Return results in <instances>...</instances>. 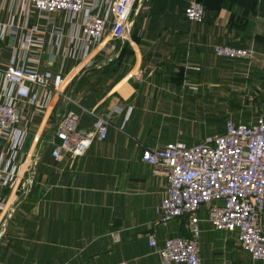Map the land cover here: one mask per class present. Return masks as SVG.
Instances as JSON below:
<instances>
[{
    "label": "crops",
    "instance_id": "crops-1",
    "mask_svg": "<svg viewBox=\"0 0 264 264\" xmlns=\"http://www.w3.org/2000/svg\"><path fill=\"white\" fill-rule=\"evenodd\" d=\"M188 1L136 0L129 31L111 40L114 49L95 47L86 64L66 60L70 100L55 98L37 113L25 106L20 159L26 164L18 176L32 161L35 181L24 194L3 189L0 264H160L157 248L167 235L188 234L187 216L155 223L166 180L141 153L222 129L225 117L213 119L214 104L226 115L264 113V0H201L202 22L185 18ZM16 6L17 0H3L0 23H15ZM23 31L12 25L0 37V60L9 59ZM215 43L252 45L255 55L227 59L212 52ZM78 104L105 110L114 124L80 156L56 159L49 142L55 124L69 110H82ZM80 124L90 129L92 116L82 113ZM200 216L203 264H264L240 248L236 233L214 229L204 210Z\"/></svg>",
    "mask_w": 264,
    "mask_h": 264
},
{
    "label": "built area",
    "instance_id": "built-area-1",
    "mask_svg": "<svg viewBox=\"0 0 264 264\" xmlns=\"http://www.w3.org/2000/svg\"><path fill=\"white\" fill-rule=\"evenodd\" d=\"M135 3L17 0L15 23L13 19L0 23L1 38L12 25L15 30L24 29L9 59L0 60V209L7 202L4 188L25 193L31 184V177L24 173L18 176L26 164L20 159L28 135L25 106L37 113L55 98L70 100L65 91L69 74L63 72L66 60L86 64L92 61L95 47L114 49L111 40L121 39L129 31ZM144 7L151 5L146 3ZM183 13L191 22H202L205 5L201 0H189ZM34 15L37 20L28 22ZM63 22L69 26L65 28ZM46 52L50 53L47 58L43 57ZM212 52L245 61L255 55L252 45L232 43H215ZM78 106L82 110H69L55 124L49 142L56 159L80 156L93 141L103 140L114 124L105 110ZM84 112L92 116L90 129L80 124ZM224 120L220 131L206 133L197 142L172 140L142 150V159L166 180L163 196L155 206V223L183 216L189 223L188 234L167 235L157 248L160 264H203L201 210L214 229L236 233L242 250L251 258L264 260V113L247 120L228 115ZM31 163L27 164L28 170ZM112 237L119 239L118 231ZM148 241L149 245L156 244L152 234ZM120 264L129 263L123 260Z\"/></svg>",
    "mask_w": 264,
    "mask_h": 264
},
{
    "label": "rangeland",
    "instance_id": "rangeland-1",
    "mask_svg": "<svg viewBox=\"0 0 264 264\" xmlns=\"http://www.w3.org/2000/svg\"><path fill=\"white\" fill-rule=\"evenodd\" d=\"M225 101V100H224ZM227 103V101L226 102H224L223 104H226ZM228 104V103H227ZM215 109V110H214ZM221 109H223V105L221 104V106L220 107H218L217 106V104H214L213 106H212V108H211V112H215V114H214V118L213 119H215V117H217L216 119H218V121H221L224 117L226 118L228 115H232L233 117H235V118H240V119H243V120H247V119H249V117L250 116H248V117H238L239 115L237 114L236 116L234 115V113L233 114H228V115H226V112L224 111L223 112V110H221ZM260 113H262V112H260ZM256 113L254 112V115H255ZM258 114V113H257ZM224 118V119H225ZM223 128V127H222ZM221 129H219V130H215V131H220ZM215 131H211V132H215ZM203 136V135H202ZM200 138V137H199ZM198 138V139H199ZM198 141V140H197ZM196 141V142H197ZM25 171H27V177H31V183H33L34 181H35V170H34V167H33V165L32 164H30V166H29V170H28V167H27V169H25ZM29 187H30V185H29ZM28 187V188H29ZM26 192H27V190H26ZM20 194H24V192H19ZM21 197V196H20ZM18 200H19V198H16V200L14 201V203H13V205H12V207H10L9 209H8V211L9 212H12L10 209L12 208L13 209V207H14V205H15V203H17L18 202ZM201 212V211H200ZM113 233V232H112ZM169 235H171V234H169ZM113 238V237H112ZM114 240V239H113ZM118 240V239H117ZM115 241V240H114Z\"/></svg>",
    "mask_w": 264,
    "mask_h": 264
}]
</instances>
